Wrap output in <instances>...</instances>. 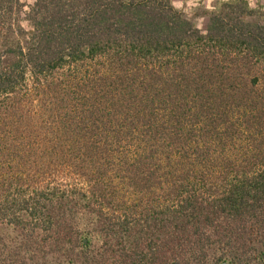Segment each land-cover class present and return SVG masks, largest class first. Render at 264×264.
<instances>
[{"label": "trees", "instance_id": "1", "mask_svg": "<svg viewBox=\"0 0 264 264\" xmlns=\"http://www.w3.org/2000/svg\"><path fill=\"white\" fill-rule=\"evenodd\" d=\"M21 6L0 0V264H263L264 19L34 0L25 35Z\"/></svg>", "mask_w": 264, "mask_h": 264}, {"label": "crops", "instance_id": "2", "mask_svg": "<svg viewBox=\"0 0 264 264\" xmlns=\"http://www.w3.org/2000/svg\"><path fill=\"white\" fill-rule=\"evenodd\" d=\"M235 0H170L172 6L188 18L196 27L204 30L212 11L219 8L223 2ZM251 8H264V0H245Z\"/></svg>", "mask_w": 264, "mask_h": 264}, {"label": "rangeland", "instance_id": "3", "mask_svg": "<svg viewBox=\"0 0 264 264\" xmlns=\"http://www.w3.org/2000/svg\"><path fill=\"white\" fill-rule=\"evenodd\" d=\"M19 1L21 2L22 6L20 7L19 10L15 11L14 17L17 19L20 27L24 30L25 35H28L29 33L32 32V29H33L31 20L29 19V16H28V12L34 0H19ZM250 9H252L253 12L250 15L246 16L247 19H250V20H261V19L263 20L264 19V8L259 6L255 8L251 7ZM91 222H92L91 216L85 215V214L81 216V220H80L81 227L91 228ZM255 261H258V260L255 259ZM38 263L41 264V260H38ZM45 263L46 264H66V260L62 256L52 254L46 258ZM262 263L264 264V261H262ZM25 264H34V261L28 260L25 262Z\"/></svg>", "mask_w": 264, "mask_h": 264}]
</instances>
